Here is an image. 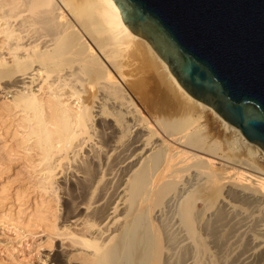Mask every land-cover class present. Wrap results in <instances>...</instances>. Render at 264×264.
<instances>
[{
    "label": "bare ground",
    "instance_id": "6f19581e",
    "mask_svg": "<svg viewBox=\"0 0 264 264\" xmlns=\"http://www.w3.org/2000/svg\"><path fill=\"white\" fill-rule=\"evenodd\" d=\"M0 38L4 107L21 113L37 184L64 206L62 227L48 207L34 215L68 238L52 262L264 264V152L191 97L112 0H0ZM139 57L182 97L153 131L123 87ZM209 111L234 135L225 148Z\"/></svg>",
    "mask_w": 264,
    "mask_h": 264
},
{
    "label": "water",
    "instance_id": "95a60500",
    "mask_svg": "<svg viewBox=\"0 0 264 264\" xmlns=\"http://www.w3.org/2000/svg\"><path fill=\"white\" fill-rule=\"evenodd\" d=\"M179 85L264 152V0H112Z\"/></svg>",
    "mask_w": 264,
    "mask_h": 264
},
{
    "label": "rangeland",
    "instance_id": "374dc122",
    "mask_svg": "<svg viewBox=\"0 0 264 264\" xmlns=\"http://www.w3.org/2000/svg\"><path fill=\"white\" fill-rule=\"evenodd\" d=\"M0 53L5 54L6 50L2 49ZM144 56L147 58L146 54ZM5 57L7 60L10 58L8 55H5ZM140 60L136 59V67L137 65L138 67L143 66V64L145 66L140 67L139 71H137L138 68L135 69L134 65V70L131 68V75L126 79V84L123 87L130 98H132L134 105L137 106L143 117H145L143 121L149 124L150 130L148 131H153L155 129L154 119L170 115L174 104L182 101V97L179 92H175L177 89H175L174 84H171L170 79L165 74L163 75L161 72L163 70L159 68L160 73L158 74L156 71L157 67L154 66L156 63L153 64L151 58L145 60L146 64L151 65H146L145 61L143 63V59ZM148 60L150 63H148ZM163 78L165 79L163 80ZM117 80L120 81L118 78ZM163 82L166 83V85L164 84L165 86ZM4 83H6L5 80L0 81V264H57V261L52 262L50 258H52L54 252L58 253L62 251V248L68 243V238L62 235L64 232L61 230L58 231L59 234H52L54 231L51 232L52 230L44 228L43 225L40 226L34 223V215H36L35 212L38 208L48 207L51 209L50 215L47 216L48 220H51L49 224L54 223L57 227H62L64 206L58 201L57 194H53L52 191L45 194L44 190L37 184L38 177L32 168L37 164L38 157L36 156V151H31L27 154V151H24L21 145V133L23 129L18 125L21 113L18 109L11 112L5 109L4 102L5 100L9 101L13 93H7L3 89ZM136 84L137 87H135ZM39 93L37 92V94ZM176 95H179L181 99L177 98L178 96ZM174 98L180 101H175ZM211 113L209 111L205 116L207 120L205 122L209 121V139L216 140L217 143L219 142L218 145H221V148H225L226 144L224 143L226 138L228 139L234 135L230 131H226L221 120ZM156 137H159L158 133H155L150 141L156 139ZM260 165L264 167V158H260ZM217 167L221 169V164H217ZM231 170L230 168L227 169V171ZM62 176V174H58L56 180L60 181ZM42 201L43 203H41ZM197 205L200 208L201 204L197 203ZM53 215H56V217L54 216L56 219H51ZM80 215L82 216V214ZM43 228L45 229L44 231ZM47 236L50 237L47 238ZM50 238L52 241H50Z\"/></svg>",
    "mask_w": 264,
    "mask_h": 264
}]
</instances>
